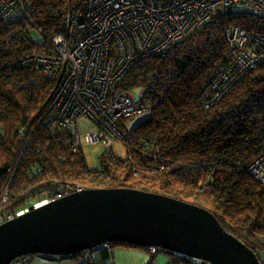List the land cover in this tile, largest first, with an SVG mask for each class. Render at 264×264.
<instances>
[{"label": "trees", "instance_id": "trees-1", "mask_svg": "<svg viewBox=\"0 0 264 264\" xmlns=\"http://www.w3.org/2000/svg\"><path fill=\"white\" fill-rule=\"evenodd\" d=\"M85 3L27 0L31 20L0 19V194L8 183L7 207L29 206L52 186L66 183L157 192L213 212L264 264V182L248 171L264 152V62L245 72L211 106L204 107L201 96L216 69L229 59L227 29L235 25L264 31V10H219L191 37L172 44L165 57L150 55L135 63L114 91L138 87L147 110L118 120L115 138L126 144V155L106 150L93 167L83 147L74 148L73 130L53 111L56 82L38 73L39 62L25 61L42 49L27 31L62 32L67 10ZM117 245L142 247L113 242L70 255L29 254L12 263L29 264L28 258L41 257L57 263L111 264ZM161 252L170 256L169 264H196L163 248L150 252L147 264Z\"/></svg>", "mask_w": 264, "mask_h": 264}, {"label": "built area", "instance_id": "built-area-1", "mask_svg": "<svg viewBox=\"0 0 264 264\" xmlns=\"http://www.w3.org/2000/svg\"><path fill=\"white\" fill-rule=\"evenodd\" d=\"M235 4L264 10V0H86L83 8H69L64 31L44 35L42 49L25 61L39 62L38 73L56 82L52 108L58 121L73 130L74 148L100 141L109 146L120 134L118 120L147 110V104L138 103L133 92L114 91L130 68L150 55L165 57L172 44L191 37L219 10ZM20 17L31 20L27 0H0V19ZM226 35L229 59L216 69L203 91L204 107L220 100L245 72L264 62V31L233 25ZM83 118L90 119L96 129L82 136L78 124ZM248 171L264 182V152L249 164ZM83 189L71 183L52 186L29 206L13 210L7 207L6 183L0 194V225L28 212L32 205L38 207ZM157 248L149 246V251ZM192 261L201 263L197 258Z\"/></svg>", "mask_w": 264, "mask_h": 264}, {"label": "water", "instance_id": "water-1", "mask_svg": "<svg viewBox=\"0 0 264 264\" xmlns=\"http://www.w3.org/2000/svg\"><path fill=\"white\" fill-rule=\"evenodd\" d=\"M113 242L155 246L200 264H262L205 207L132 187L86 188L0 225V264L29 254L70 255Z\"/></svg>", "mask_w": 264, "mask_h": 264}, {"label": "rangeland", "instance_id": "rangeland-1", "mask_svg": "<svg viewBox=\"0 0 264 264\" xmlns=\"http://www.w3.org/2000/svg\"><path fill=\"white\" fill-rule=\"evenodd\" d=\"M230 12H244V11H259L255 8L246 6L244 4H235L233 7H231L229 9ZM27 34L32 37L38 44H43L45 42V37L43 34L40 33V31L35 28L32 27L30 31H27ZM52 35H48V36H53ZM133 94L135 97V100L140 103V102H144V100L146 99V96L143 94V92L137 87L133 89ZM96 129V126L94 125V123L90 120V119H86L83 118L80 120L79 124H78V132L83 136L85 132L87 131H93ZM108 136V135H107ZM83 150L86 154L87 157V161L89 163L90 166H99V156L106 150H110L112 152H114L117 155L120 156H125L127 153V148H126V144L124 143V141L120 138L117 137L112 141L111 146H107L105 145L102 141L98 142L97 144L94 145H88L85 144L82 146ZM86 189V188H84ZM140 249H142L143 251H145V248L139 247ZM147 254L150 253V251L147 249L146 250ZM164 252H161V254ZM151 254V253H150ZM29 255L26 256H22V257H28ZM264 257V255H263ZM30 260L29 264H37V260H40L38 258H28ZM36 261V262H35ZM13 264V263H12Z\"/></svg>", "mask_w": 264, "mask_h": 264}, {"label": "crops", "instance_id": "crops-1", "mask_svg": "<svg viewBox=\"0 0 264 264\" xmlns=\"http://www.w3.org/2000/svg\"><path fill=\"white\" fill-rule=\"evenodd\" d=\"M147 250V249H146ZM143 251L139 247H130L125 245H117L112 249L113 255L110 259L111 264H147L152 255L147 251ZM38 258L37 264H74L71 262L57 263L55 259H45L41 257ZM34 259V258H33ZM36 262V261H35ZM170 256L166 253H159L154 256L152 264H169Z\"/></svg>", "mask_w": 264, "mask_h": 264}, {"label": "clouds", "instance_id": "clouds-1", "mask_svg": "<svg viewBox=\"0 0 264 264\" xmlns=\"http://www.w3.org/2000/svg\"><path fill=\"white\" fill-rule=\"evenodd\" d=\"M191 258V257H190Z\"/></svg>", "mask_w": 264, "mask_h": 264}]
</instances>
